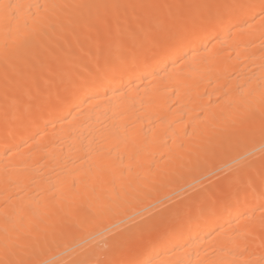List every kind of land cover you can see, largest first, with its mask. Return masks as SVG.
Returning <instances> with one entry per match:
<instances>
[{
	"label": "bare ground",
	"instance_id": "obj_1",
	"mask_svg": "<svg viewBox=\"0 0 264 264\" xmlns=\"http://www.w3.org/2000/svg\"><path fill=\"white\" fill-rule=\"evenodd\" d=\"M160 2L0 0V264H264L263 219L241 223L263 199L262 181L216 205L123 226L159 190L147 183L155 168L161 178L168 159L180 163V147L212 141L218 127L248 137L251 117L240 120L264 111V0L188 2L169 33L126 42L138 29L126 25L134 8L156 23ZM98 9L107 14L99 32ZM165 175L162 187L173 181ZM115 224L125 229L108 243Z\"/></svg>",
	"mask_w": 264,
	"mask_h": 264
},
{
	"label": "rangeland",
	"instance_id": "obj_2",
	"mask_svg": "<svg viewBox=\"0 0 264 264\" xmlns=\"http://www.w3.org/2000/svg\"><path fill=\"white\" fill-rule=\"evenodd\" d=\"M162 1L163 2H160V5L158 4L159 7L157 8V14H156L158 21L156 23H154V22L152 23L150 20H146V19L144 20L143 19L144 18V13L143 14L142 13L137 14L138 13L137 12L138 9H139V12H141V11L145 12L144 8L140 7L142 10L140 8H134L133 12L135 14H132V17H131V15L129 16L130 21L128 20V24H126V25L130 26L129 22L138 21V29L133 35L128 36V37H126V36L123 37V38L126 39V42L128 41V43H138L139 41L144 40L145 42L144 41L143 42L146 44L147 41L150 40V38L153 39L155 36L164 35V34L169 33L171 31L170 28H172V24L175 22V19L177 17L183 15L185 12H187V10L191 7L190 4H192L193 2L195 3V0H193L192 2H191V0H188V1L183 0L182 2L180 1L179 3H177V0H176V2H174L175 0H173V1L172 0L171 1L170 0H162ZM198 1H200L201 4H203V6H205V7L207 5H211L213 3L212 4L213 6L211 5V7H214L215 5L219 4L218 2L220 0H212V1L211 0H202V1H205L204 3L206 5L201 0H198ZM206 1L208 3H211V2L212 3L208 4ZM209 1H211V2H209ZM214 1H216V3ZM188 2L190 4H188ZM161 3H162V5H161ZM211 7L208 6V8H211ZM202 8H198L197 9L199 11V13H201V12L203 13ZM199 9H201V10H199ZM98 10L100 11V9H98ZM103 15H105V16H103ZM120 15L123 18V15L119 13L118 17H116L117 19H115L113 21H115V25H116L117 28H119L120 30H123L124 26H125V28L127 26L122 22V18L120 17ZM244 17H245L244 14H242V15L239 14V15H235V17L232 18V19H233V21L236 20V22H234V23H237V21L239 22V19L242 20ZM106 18H107V14L101 12V15L100 14L97 15L90 22H92L93 24L95 23L94 27H95L96 24L98 26H100L104 22V20L107 21ZM135 19H137V20H135ZM140 21H142V22H140ZM139 22H140L141 25H139ZM119 23L121 24L120 26H119ZM150 23H151V25H150ZM97 27H95V31L99 32L100 31V27H99V29H97ZM138 30H140V31H138ZM148 34H149V36H148L149 38L147 37ZM262 39H264V37ZM262 39H259L258 41L260 42V40L262 41ZM83 41H84L83 43L86 42L85 44L91 43V41L87 42V41H85V39H83ZM109 46H111V45L109 44ZM109 46L107 45L106 48L109 49L110 48ZM260 49L262 50V49H264V47L260 48ZM260 49L258 51H261ZM258 51H256V53ZM260 53H264V50H263V52L261 51ZM263 58H264V56H263ZM239 71H241V70H239ZM239 71H238V73H239ZM231 72L232 73L230 75H235L237 71L235 70V71H231ZM230 75L228 74L229 77H230ZM228 76H227V73H226V76H224V77H228ZM227 81H229V80H227ZM227 81H225V84H227L226 87H229L228 86L229 83ZM237 88H238V86H237ZM0 96H1V94H0ZM49 97H52V95H49ZM1 98H2V96H1ZM215 99H218V96ZM218 100H216V101H218ZM211 103H213V102H211ZM18 105L19 106H17V110H19L20 107L23 108V106H22L23 104H18ZM209 105L212 106V105H214V103L212 105L209 103ZM215 106L218 107V104L214 105L213 107H215ZM254 110L256 111V112L254 111L255 113H253V111H252V113L249 115V117L248 116L247 117H243V119L240 120L241 122L242 121L244 122L245 120L248 121L249 120L248 118H250V117L252 118V119L250 118V121H248V122L254 124V125L250 126L253 129V131H252V129L250 128V131H252L253 133L250 132V134H248V137H245V136L242 135V133H240L241 129L238 126H234L233 130L230 127H227V128H230V129L228 130L226 128V130H227L226 133H224V130H225L224 128H223L224 130L222 129L223 130V132H222L220 127H218L217 128V130L219 129L218 132L221 131L222 134L216 132V134H215L216 136L214 135L215 139L212 138L213 139L212 141L209 140V141L205 142L203 145H198V146H195V144H193V145L190 144V143H193L192 140H196L195 138L194 139L192 138V140L190 142H187L188 145L190 144L191 145L190 147H192L191 149H189L188 146H187L188 148L186 147L189 151H186L185 150L186 148L184 149V147H180V146H182L183 143L181 142L182 143L181 144L180 142H178L179 143V147H180V152H181V154H180L181 158L179 159L180 163H175V162L171 161L172 163H175V164H171L170 159L167 158L169 161L165 160L166 161L165 163L169 162L170 165H173V167L172 166L171 167H168V166L166 167L163 164L164 163L163 160L166 158L164 155H163L164 158H163V156L161 157V159L159 158L160 160H158L156 162L159 163V161H160V163L163 164V166H165L164 167L165 169H169V168L172 169L173 168L172 170L170 169L172 172L169 170L171 172L170 173L169 171L166 172L167 170L165 171L161 167L163 169V171H162L163 173H161V174L163 176L166 174L165 175L166 178L170 177L173 180V181L171 180L172 183L170 182L169 183L170 185L166 186V187H162L163 186L162 184H161L162 186H160L159 184L161 183V181H159L160 182L159 183L157 180H160V179L163 180V176L161 174H160L161 178L159 177V175L155 176V174L158 173L159 168L156 169L155 167H153V169L155 168V171L157 173L154 171L155 173L153 172L154 173L153 175H154L155 178L152 177L154 180L153 181L152 180H148L147 183H148V185L151 184L154 187L153 188L151 185H149L150 191H152V193L155 192L158 189L159 190L157 192L153 193V195H152L151 192L147 191L148 189L147 190L145 189L146 192L148 194L152 195V196H149V197H151V199L148 198L149 200L148 199L146 200L148 202H144L145 204L142 203V205L144 206V207H142L143 208L142 209L143 213L140 211V208H139L138 211H140V213L138 211L136 213V216L139 215V217L136 218L133 215L132 218L135 217V219L134 220L131 219V222L132 221L133 222L135 221V222L134 223L133 222L132 223L129 222L130 219L128 220V217H127L128 222L126 224H124L123 226H125V228L126 227L131 228V227L135 226V224H137V223L138 224L140 222L144 223L145 221H148V220L153 219V218L155 220L157 219V221H160V222L161 221H165L166 218L167 219L168 218L172 219V217L176 216L177 214H180L179 212H181V213H182V211L186 212V213L190 212L189 210H191L197 204V202H199V200L200 201L202 200L201 203L202 202H211L212 205H216L221 199L226 198V196L233 191L232 187H233V189H235L234 190L235 195L239 196L245 190H247L248 187L251 186L252 184H257V183L262 181L261 185L263 183V186H264V111L263 112L262 111H258L257 109H254ZM245 118H247V119H245ZM203 120L204 121H202V120L201 121L198 120V121H199V123L202 122V125L204 123H205V125H209L208 124V120H206V119H203ZM253 120L254 121L256 120L255 123H254ZM192 124L194 125V124H196V122L194 121ZM192 124H189V123L186 124L185 125L186 127H184V129H183L184 130L183 133L187 134L188 132H190V129L192 128V126H191ZM197 125H196V127L193 126V128H195V130H196V128H198ZM200 125L201 124H199V126ZM204 127H207V126H204ZM193 131H194V129H193ZM222 135L224 136L223 139H222ZM190 136H189V134L188 135H184V138L188 139ZM186 139H184L185 142L189 141L191 138H189L188 140H186ZM184 140L181 139L180 141L184 142ZM185 142H184L183 145H186ZM211 142H212V144H211ZM194 143H196V142L194 141ZM197 144H199L198 141H197L196 145ZM221 145H222V147H220ZM182 148L184 150H182ZM182 153H183V155H182ZM184 153H186V154H184ZM208 153H209V155H208ZM154 156H153V158L156 159V158L160 157L161 155L160 156L157 155L158 157H154ZM176 156H179V155H176ZM191 160L194 163L193 162L189 163ZM154 161L155 160L153 159L152 163H154ZM155 163H154V165H155ZM190 164H191V166H190ZM151 165H153V164H150V169L152 171ZM174 165H176V166H174ZM184 165H185L186 168L184 167ZM194 166H195V168H194ZM177 172H180L181 177H179L180 175H178L179 173H177ZM159 173H160V171H159ZM157 176H158V178H156ZM247 182L249 183V186L246 184ZM240 183L242 185H240ZM257 185H260V184H257ZM158 186H159V188H158ZM234 186H235V188H234ZM155 187H157L158 189H156ZM160 188H162V189H160ZM151 189H153L155 191H153ZM217 190H218V192H217ZM187 203H191L192 206L190 204L188 205ZM256 203L258 204L259 207L258 206H254L253 209L251 208L252 209L251 211L247 210V212H248L247 215L249 217L250 216L251 217L248 218L249 220L246 219L248 221V223L246 221H244L245 219L241 220V223L243 225L242 227H246V226L247 227H249V226L251 227V224L254 225L255 222L259 221L260 219L261 220L263 219V221H264V218H263L264 213L262 214V212H264V210H263V208H264V197H263V199L257 201ZM177 204H178V208L180 207L179 209L177 208ZM145 205H146V207H145ZM171 208L173 210H176V211L171 210ZM171 211H173V213H171ZM175 212H176V214H175ZM141 213H142V215H141ZM169 213L172 214V215L174 214V216L171 217V215ZM166 214L168 215V217H166L167 216ZM160 216H161V218H159ZM130 218H131V216H130ZM115 219H117V218L115 217ZM136 219L139 220V221H137ZM240 219L241 218H239L238 220H240ZM122 220H120L119 223L123 222ZM236 222L238 223V226H239L240 225L239 224L240 221L236 220ZM119 223H117V225H119ZM103 224H106V223H103ZM225 225H224V227H225ZM113 226H111L109 228L112 230ZM123 226L121 225L119 227L122 228ZM119 227L117 226V228H115V226H114L115 231H114V229L112 230L114 232H110L109 231V232L105 233V234H108L107 235L108 243H109V240H110L109 238H111L112 235L117 233L118 230L121 231L119 229ZM239 227L241 228V226H239ZM125 228L123 227L122 230H124ZM116 230H117V232H116ZM237 232L238 231H235V233H233L235 238H237V237L242 238V236H243L244 239H248V237L251 238V236H252L251 234H250L251 236L250 235L247 236V234H248L247 232H246L247 233L246 234L247 237L244 236L245 232L242 233L243 235H241V234H239V232L238 233ZM109 233H111V234H109ZM236 233L238 234V236L235 235ZM105 234H104V236H105ZM239 235H241V236H239ZM101 240H103V241L105 240L106 241V239H104L103 237L101 238ZM105 241L104 242L100 241L101 243L99 242L100 243L99 246L101 248L98 247V249H97V247H96L98 252L100 250V255H99V253L97 255V261L98 262L105 260V257H106L105 256V253H106L105 251H107L106 249H107V246H109V244L107 242H105ZM103 249H104V251H103ZM240 250H242V248ZM236 251H238V250H236ZM242 251H245V248Z\"/></svg>",
	"mask_w": 264,
	"mask_h": 264
}]
</instances>
